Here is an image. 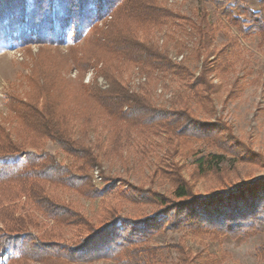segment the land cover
Segmentation results:
<instances>
[{
  "label": "trees",
  "instance_id": "trees-1",
  "mask_svg": "<svg viewBox=\"0 0 264 264\" xmlns=\"http://www.w3.org/2000/svg\"><path fill=\"white\" fill-rule=\"evenodd\" d=\"M208 2L222 10V20L208 18ZM258 6L251 8L249 0H198L200 27L160 0H0V35L58 46L73 25V39L83 37L81 54L72 52L64 61L80 72L77 85L62 78L59 60L43 58L28 76L29 95L6 94V106L18 120L21 138H14L0 122V256L15 253L5 264L98 258H110L118 264H195L183 243L154 246L151 238L168 229L189 230L201 238L240 240L264 232V174L225 180L202 193L192 189L179 165L174 164L173 171H163L172 186L170 195L133 185L123 193L126 200L152 205L151 213L123 216L102 201L97 223L90 222L52 189L68 185L89 196L104 192V188H91L89 174L93 168L102 171L106 156L102 141H89V133L99 128L106 129L108 138L113 139V154L123 140L137 138L144 144L162 133L171 154L193 158V172L199 177L221 174L224 153L242 150L249 156L248 148L223 133L228 132L226 127L199 118L197 111L218 90L211 72L221 76L239 48L230 26L240 33L257 34L258 44L264 45V0H258ZM175 20L202 32L198 50L204 52V59L197 74L186 65L172 63L168 52L148 37L155 28ZM219 32L226 40L216 46ZM134 65L148 81L132 89L123 69ZM90 67L94 78L85 84L82 74ZM164 74L176 84L169 107L152 101L153 78ZM46 140L57 144L71 158L70 163H59L55 155L43 150ZM194 140H204L221 153H201L189 146ZM109 178L104 180L108 183ZM22 195L53 220L42 235L31 231L35 220L31 214L17 215L16 200ZM65 226L78 229L69 243L60 240ZM165 248L177 253L174 262L159 259L158 252ZM263 251L264 245L257 247V252Z\"/></svg>",
  "mask_w": 264,
  "mask_h": 264
},
{
  "label": "rangeland",
  "instance_id": "rangeland-1",
  "mask_svg": "<svg viewBox=\"0 0 264 264\" xmlns=\"http://www.w3.org/2000/svg\"><path fill=\"white\" fill-rule=\"evenodd\" d=\"M160 2L201 27L198 0H160ZM249 6L258 9V0H249ZM206 8L208 18L213 22L223 19L222 10L216 9L213 4L206 3ZM98 23L101 24L102 20ZM179 24L178 20L167 21L155 28L148 37L158 47L168 52L172 63L186 65L197 74L204 59V52L198 50L202 32L192 30L188 23ZM229 28L237 36L239 48L233 55L232 64L227 70L221 71V76H214L216 73L211 72L210 76L217 84L218 90L198 109L197 115L206 121L220 122L229 132V134L226 131L223 133L231 135L236 143L248 148L249 156H245L247 152L242 150L236 153H224L225 160L221 166V174L213 173L199 177L193 172V158L171 154L164 145L165 136L162 133L149 138L144 144L137 142L135 140L137 138L129 142L123 140L119 151L113 154V139L108 138L106 129L99 128L89 133V141L92 144L102 141L103 147L107 150L106 156L103 159L102 171L93 168L89 174L91 188H104V192L89 196L85 191L82 192L68 185L52 186L53 191L65 202L76 207L90 222L97 223L102 214V201L108 207L117 208L123 216L151 213L154 209L152 205L138 200H126L122 197L123 193L133 185L170 195L172 186L168 175L163 174V171H168L166 173L173 171L170 168L174 164L179 165L181 174L188 180L192 189L202 193L217 187L225 180L264 174V45L258 44L259 36L255 33L244 34L234 26ZM73 32L71 25L65 31L64 41L58 46H45L35 41L26 42L18 35H0V122L17 140L21 138L20 127L17 118L6 106V94L14 93L20 97L29 95L32 90L28 76L43 58H50L54 62L55 59L59 60L62 78L77 85L80 72L70 62H64L72 52L76 55L81 54L83 48V37L73 39ZM225 40L226 37L219 32L214 44L220 46ZM72 47L74 49H71ZM98 64L100 66L102 62ZM123 70V77L132 89L148 81L147 76L136 65L125 67ZM94 73V69L90 67L82 74V82L85 84L91 82ZM97 80L104 84L101 77ZM175 87V82L167 74L153 78V103L169 107ZM189 146L201 153H221L204 140H194ZM43 150L55 155L59 163L65 164L71 161V158L50 140L45 141ZM105 176L110 177L108 183L104 180ZM16 203L17 215L27 212L35 219L30 227L34 234L42 235L53 225V220L38 212L25 196L18 198ZM77 230L72 226L63 227L60 240L69 243L76 237ZM150 243L154 246L183 243L193 255L195 264H264V251L257 252V247L264 245V232L251 233L245 240H240L228 236H220L218 239L201 238L193 235L189 230L168 229L155 234ZM158 253L159 259L168 263L174 262L177 256L175 250L168 248ZM9 256H15V253H7V257ZM4 262L5 258L0 256V264ZM57 264L118 263L110 258H98Z\"/></svg>",
  "mask_w": 264,
  "mask_h": 264
},
{
  "label": "built area",
  "instance_id": "built-area-1",
  "mask_svg": "<svg viewBox=\"0 0 264 264\" xmlns=\"http://www.w3.org/2000/svg\"><path fill=\"white\" fill-rule=\"evenodd\" d=\"M4 256H5V257H4ZM2 257L5 258V261H6V259L8 258V257H7V253L4 254ZM3 264H5V262H4Z\"/></svg>",
  "mask_w": 264,
  "mask_h": 264
}]
</instances>
